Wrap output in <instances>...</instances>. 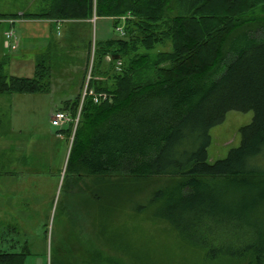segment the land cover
I'll use <instances>...</instances> for the list:
<instances>
[{
  "label": "trees",
  "instance_id": "1",
  "mask_svg": "<svg viewBox=\"0 0 264 264\" xmlns=\"http://www.w3.org/2000/svg\"><path fill=\"white\" fill-rule=\"evenodd\" d=\"M44 2L38 13L0 14V22L104 17L117 28L127 17L124 37L94 47L89 87L107 99L96 104L87 97L76 129L69 123L64 181L158 178L160 187L129 205L133 216L147 213L167 222L210 264L223 258L264 264V219L263 228L249 222L252 213L264 211V12L258 13L264 0ZM166 43L170 51L156 52ZM107 57L117 69L111 75L103 71ZM47 59H39L32 78L12 76L1 63L0 95L49 91ZM96 76L111 79V85ZM79 107L80 97L67 106L72 119ZM230 111H252L253 121L241 128V145L211 164L210 132ZM109 192L131 191L115 185ZM103 195L100 204L118 212V198ZM29 255L28 246L0 251V264H25Z\"/></svg>",
  "mask_w": 264,
  "mask_h": 264
},
{
  "label": "rangeland",
  "instance_id": "2",
  "mask_svg": "<svg viewBox=\"0 0 264 264\" xmlns=\"http://www.w3.org/2000/svg\"><path fill=\"white\" fill-rule=\"evenodd\" d=\"M44 5V0H0V14L38 13ZM262 12L264 10L258 11L259 14ZM46 25L44 29L46 33L42 39L43 48H40L42 40L33 43V46L40 48L35 50L37 54L34 58L37 64L38 55L50 56V63L48 59L47 62L51 68V85L54 84L56 88L55 100L52 96L45 101L43 98L42 100L35 98L34 101L30 96L21 101L16 98L12 110L8 107V111L12 115V124L24 130H30L31 124L38 125L47 121V109L54 108L52 105L54 102L61 104L63 100H76L79 88L82 93L87 81L92 79V71L95 72L97 61L94 47L97 42H107L120 36L115 21L111 18L97 17L90 25L80 22L61 24L59 28L54 27L52 23ZM120 25L125 26V23L121 21ZM17 27L18 24L14 27L15 31ZM10 28L8 20L0 22V64H5L7 73L13 75L16 72L14 70L16 65L12 66L11 61L16 51L4 46L5 33ZM90 43L91 49H89ZM170 50L169 43L156 48V52ZM120 64L119 62L118 65ZM102 66L103 71L110 69L109 75L117 70L116 65L111 63V57H107ZM94 79L105 81L107 85H111L112 82L111 79L106 82L107 78L97 76ZM62 85H65L64 88ZM32 102L39 108H44V111H41L42 116L35 123L26 121L27 118L24 121L20 117V114L27 113L20 110L27 111V107L32 106ZM14 117L19 120L14 121ZM253 118L252 111H230L221 124L212 128L211 145L208 148L211 164L227 158L232 149L241 145V128L251 124ZM8 125L10 126V123ZM32 131L30 130L28 138L33 137ZM17 138L19 137L10 140L15 141ZM70 141L65 143V154L62 144L60 151L57 148L53 154L51 152L48 154L46 160L44 158L45 164L42 165L45 167L47 164L52 165L56 172V175L50 176V173L42 171V175L45 176L42 183L48 197L45 202H37L24 195L28 199L16 203L17 205L27 203L29 206L31 204V208L27 210H18L16 214L20 217L12 219V222L17 223L20 242L27 241L29 244L30 255L25 264H49V261L53 264H210L200 249L182 241L167 222L151 218L147 213L133 216V210L129 206L131 202L143 200L153 188L160 187L164 183L162 180L156 178L123 183L118 182L122 177L98 180L89 177L80 179L75 184L74 179L68 176L64 181L71 148ZM13 155L22 163L26 158V152L19 149ZM21 162H18V165L22 164ZM15 180L17 181V177ZM115 185L130 189L131 192H121V194L118 192L120 194L118 197L114 192H109L114 190ZM103 192L112 200L118 198L119 207L116 210L118 212L115 213L114 209H110L105 201L103 205L100 204L105 196ZM36 204L40 205L38 209ZM98 207L101 209L100 212ZM35 209H37L36 213ZM263 214L264 211L252 213L249 222H257L258 227L263 228L264 218H261ZM260 218L261 221L258 223ZM22 247L19 245L15 251L21 252ZM8 248L5 244L4 249ZM218 264L247 263L223 258Z\"/></svg>",
  "mask_w": 264,
  "mask_h": 264
},
{
  "label": "crops",
  "instance_id": "3",
  "mask_svg": "<svg viewBox=\"0 0 264 264\" xmlns=\"http://www.w3.org/2000/svg\"><path fill=\"white\" fill-rule=\"evenodd\" d=\"M77 22L90 25L94 22V20ZM77 22H61L47 19H17L11 21V28L8 31L12 30L15 36L19 39L17 49L12 50L16 51V54L12 57L11 61L12 66L16 65V68L14 69L16 72H14L12 76L25 78L34 77L36 68V60L34 57L37 54L35 50H40V48H43L44 46V40L42 39L46 33L44 32V29H46L45 26L47 27V23H52L54 27L56 26V28H59L61 24ZM16 24H18L16 31L19 35L16 34L14 28ZM39 40H42V47L37 48L36 46H33L34 41ZM30 53H33V55H30ZM41 57V55H38L37 62ZM48 57L50 56L48 55ZM64 86L65 85H62V88H64ZM55 90V85H51L50 83V89L47 92H41L37 94L13 93L0 95V251H9L16 253L15 249L19 245L23 246L22 249H24V247L26 246L29 247L27 241H24L23 243L20 242L17 235L19 234V231L17 230V223L12 222V219L14 217H20L19 214H16L18 210H27L31 208V204L29 206L27 203H23L22 205H17L16 203L25 201L28 198H33L37 202H45V200L48 198L46 197L47 192L44 190V186L42 183V179L45 177L44 175H42V171L50 173V176L56 175V172L55 168L52 165L47 164L46 167L45 165H42L45 164V162L43 163L44 158L46 160L48 154H50V152L51 154H53L54 151H57V148H59L58 151H60V146L62 144L63 153L65 154V143H68V141H70L68 140L70 125L65 124L61 127H54L51 124V119L56 111H64L69 114V112L66 111V108L75 100H63L61 104L54 102L52 104L54 105V108H52L51 110L49 108L47 109V121H44L43 124H31L29 126L30 130H33L32 133L34 135L32 138H28L30 130H24L22 129V127H16L14 126V124H12V115H10L8 107L12 110V106H14L16 98H19V101H21L27 96H30L31 100L34 101L37 98L40 100H42L43 98L44 101L49 100L50 96H52L53 100H55ZM80 96L81 92L79 88L76 100L79 99ZM31 105L32 106L27 107V111L24 109H19L22 112H27L25 115L20 114V117L24 121L27 118L26 121L35 123V121L40 119V117L42 116L44 108H39L35 105L34 102H32ZM48 105H50V103H48ZM16 119L17 118L14 117V121H16ZM8 123H10V126L8 125ZM16 136L19 138H17L15 141L10 140L11 138ZM70 143L72 144V139ZM18 149L26 152V158H24L23 163L17 160L18 158L13 155V153ZM18 162H21L22 164L18 165ZM16 177L17 181L15 180ZM24 195L28 198H25ZM36 206L38 209V206L40 205L36 204ZM37 209H35V213ZM30 214L31 216L33 215L31 211ZM5 244H7V246L9 247L7 250L4 249Z\"/></svg>",
  "mask_w": 264,
  "mask_h": 264
},
{
  "label": "built area",
  "instance_id": "4",
  "mask_svg": "<svg viewBox=\"0 0 264 264\" xmlns=\"http://www.w3.org/2000/svg\"><path fill=\"white\" fill-rule=\"evenodd\" d=\"M120 20L125 23L127 20V17H121ZM116 30L120 34V37L125 36L124 25L123 26L120 25L119 27L116 28ZM5 37H6V40H5L6 48L11 49V50H16L18 47V38L15 36L14 32L12 30L6 32ZM89 80L87 81L86 85L84 86V90H83L82 95H81L80 107H79L77 117L75 119H72L67 113L62 112V111H57L52 116V119H51L52 126L61 127L65 124H69V123L73 122L75 125L74 127L76 129V127L79 123V118H80V114H81L83 104H84L85 100L87 99V97H92L96 104H99V103H101L107 99V95L105 93L97 94L94 92L93 89H91L89 87V82H90Z\"/></svg>",
  "mask_w": 264,
  "mask_h": 264
},
{
  "label": "water",
  "instance_id": "5",
  "mask_svg": "<svg viewBox=\"0 0 264 264\" xmlns=\"http://www.w3.org/2000/svg\"><path fill=\"white\" fill-rule=\"evenodd\" d=\"M114 58H115V59H117V58H118V56H115Z\"/></svg>",
  "mask_w": 264,
  "mask_h": 264
}]
</instances>
